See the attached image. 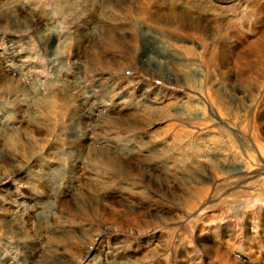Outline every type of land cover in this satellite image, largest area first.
I'll return each instance as SVG.
<instances>
[{
    "label": "rangeland",
    "instance_id": "rangeland-1",
    "mask_svg": "<svg viewBox=\"0 0 264 264\" xmlns=\"http://www.w3.org/2000/svg\"><path fill=\"white\" fill-rule=\"evenodd\" d=\"M254 5L0 0V264H264Z\"/></svg>",
    "mask_w": 264,
    "mask_h": 264
},
{
    "label": "bare ground",
    "instance_id": "bare-ground-1",
    "mask_svg": "<svg viewBox=\"0 0 264 264\" xmlns=\"http://www.w3.org/2000/svg\"><path fill=\"white\" fill-rule=\"evenodd\" d=\"M255 4V3H254ZM259 5V4H258ZM252 10L254 11V12H257L258 14H261L262 15V13H264V10H263V8L262 7H259V6H257V5H254V7L252 8ZM256 13V14H257ZM250 14H252V13H250ZM257 14V15H258ZM175 17H177V19L175 18ZM261 17V16H260ZM150 18H153V17H150ZM171 19H172V22L171 23H177V24H179L180 25V16H178V15H176V14H174V15H172L171 16ZM229 33V32H228ZM263 33V32H262ZM227 35H229V34H227ZM230 35H231V33H230ZM115 40V39H114ZM118 45V44H117ZM256 47V46H255ZM255 49V48H254ZM233 52V51H232ZM248 54V53H247ZM188 76V75H187ZM77 120L78 121H82L81 120V117H78L77 118ZM16 143V142H15ZM230 169H236L235 167H232V168H230ZM261 195L264 197V192L262 191V193H261ZM248 242V241H247ZM249 243V242H248ZM207 248V247H206ZM206 252V251H205ZM207 253H209V254H211L214 258H218V261H219V259H220V256H221V258L222 259H220V260H225L226 261V263L227 264H230L231 263V257L230 256H228L227 254V256H225V253L223 254L222 253V250L220 251V250H218V249H216V248H212V247H210V246H208V250H207ZM206 253V254H207ZM222 255L223 256H225V257H222ZM236 262V261H235ZM231 264H233V263H231Z\"/></svg>",
    "mask_w": 264,
    "mask_h": 264
}]
</instances>
